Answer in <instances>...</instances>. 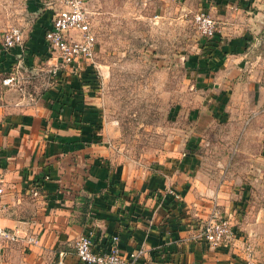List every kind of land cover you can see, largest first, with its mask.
<instances>
[{
    "label": "crops",
    "instance_id": "obj_1",
    "mask_svg": "<svg viewBox=\"0 0 264 264\" xmlns=\"http://www.w3.org/2000/svg\"><path fill=\"white\" fill-rule=\"evenodd\" d=\"M41 2L29 0L22 46L6 51L7 30L0 29V224L18 237L0 243V264H56L61 253L67 264H82L75 249L82 235L97 253L119 236L122 253L137 254V264H234L233 249L195 239L215 207L238 233L264 241V0L203 2L222 37L217 45L202 37L203 55L194 60L195 80L209 98L197 129L214 122L232 129L226 143L239 147L223 159L244 161L220 171V180L196 152L165 169L120 167L107 139L95 64L82 61L51 76L57 60L45 33L60 5ZM169 190L183 192V200ZM248 208L249 215L240 211ZM257 256L264 264V249Z\"/></svg>",
    "mask_w": 264,
    "mask_h": 264
},
{
    "label": "rangeland",
    "instance_id": "obj_2",
    "mask_svg": "<svg viewBox=\"0 0 264 264\" xmlns=\"http://www.w3.org/2000/svg\"><path fill=\"white\" fill-rule=\"evenodd\" d=\"M84 2L96 38L100 104L115 162L134 170L161 169L196 152L219 180L220 171L240 167L243 160L229 159L239 147L226 143L232 129L215 122L205 132L197 129V115L209 100L194 77V60L203 55L194 18L204 0ZM29 9V0H0V29H29ZM214 211L208 221L214 214L221 217L217 207ZM245 233L239 234L257 256L264 241Z\"/></svg>",
    "mask_w": 264,
    "mask_h": 264
},
{
    "label": "built area",
    "instance_id": "obj_3",
    "mask_svg": "<svg viewBox=\"0 0 264 264\" xmlns=\"http://www.w3.org/2000/svg\"><path fill=\"white\" fill-rule=\"evenodd\" d=\"M60 10L56 12L53 22L46 33V42L55 54L57 64L51 71L56 77L63 70H72L80 62L89 61L95 64L96 38L92 32L88 12L84 0H59ZM195 24L203 38L212 40L222 37L213 17L200 11L195 15ZM72 33L75 38H72ZM24 43L21 28L12 27L3 36V47L6 51L14 50ZM13 79L4 81L11 84ZM177 202L183 200L181 193L169 190ZM38 196V193L34 194ZM5 188L0 185V215L5 210L3 198ZM210 249L231 248L234 264H258L254 245L241 237L231 221L214 214L208 221L200 224L195 237ZM18 242V237L0 224V243ZM31 244L37 241L29 239ZM76 255L82 264H137L138 255H125L120 248V237L114 236L107 252L97 253L93 250V241L89 235H82L75 244ZM56 264H67L66 255L61 253Z\"/></svg>",
    "mask_w": 264,
    "mask_h": 264
},
{
    "label": "trees",
    "instance_id": "obj_4",
    "mask_svg": "<svg viewBox=\"0 0 264 264\" xmlns=\"http://www.w3.org/2000/svg\"><path fill=\"white\" fill-rule=\"evenodd\" d=\"M46 33H47V31H46ZM46 33H45V37H46ZM207 42L208 43L210 42L209 44H212V45H217V44H219L221 42V37H216V38H214L212 40H208ZM181 195L184 197V193L183 192H181Z\"/></svg>",
    "mask_w": 264,
    "mask_h": 264
}]
</instances>
